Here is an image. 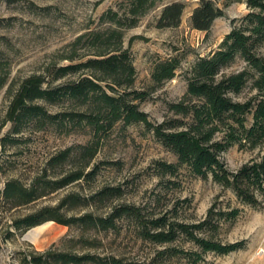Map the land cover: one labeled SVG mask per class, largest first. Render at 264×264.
Returning a JSON list of instances; mask_svg holds the SVG:
<instances>
[{"label":"trees","instance_id":"trees-1","mask_svg":"<svg viewBox=\"0 0 264 264\" xmlns=\"http://www.w3.org/2000/svg\"><path fill=\"white\" fill-rule=\"evenodd\" d=\"M159 1L120 0L117 8L109 7L101 13L99 27L79 33L68 43L69 52L62 56L66 63H53L43 72L30 74L18 83L2 122L12 124L11 133H20L26 127L52 128L65 133L88 128L91 139L86 144L67 146L52 154L42 172L28 184L18 178L5 179L0 188V202L8 208L26 205L93 174L95 168L85 171V167L95 156L101 137L117 122L123 125L140 122L177 158L175 162L155 161L157 175H174L184 165L196 176H210L241 203L251 206L261 203L264 198V56L258 48L264 42V0H230L244 1L247 11L232 19L230 30L216 49L192 63L186 72L185 91L178 100L168 103L172 116L152 122L136 101L145 99L149 91L130 89L136 70L129 49L122 45V37L124 28L136 25ZM218 1L199 0L189 16L191 26L207 30L223 13ZM183 8L184 3L180 1L165 3L157 26L178 25ZM4 39L0 35V47ZM0 53L4 54L2 49ZM238 58L243 65L226 72ZM8 63L6 56H0V88L7 80ZM178 64L176 57L158 60L151 72L154 86L172 78ZM67 76L72 78L60 80ZM248 84L254 92L239 99L237 96ZM56 105L64 108H50ZM233 144L258 148V155L230 170L220 154ZM69 160H77L80 165L67 172L56 170ZM48 169L53 172L48 173ZM118 195L117 188L103 187L85 200L102 201ZM227 207L215 201L203 218L186 221L175 214H155L134 204L114 205L101 216L88 212L65 216L55 207L44 206L14 219L12 225L24 231L54 220L107 232L116 229L118 220H130L138 239L158 247L147 262L125 261L113 254L48 251L22 257L24 264H158L167 260L198 264L206 252L227 254L244 246V240L223 242L216 237L221 224L233 221L239 213L237 206L228 204Z\"/></svg>","mask_w":264,"mask_h":264},{"label":"rangeland","instance_id":"rangeland-1","mask_svg":"<svg viewBox=\"0 0 264 264\" xmlns=\"http://www.w3.org/2000/svg\"><path fill=\"white\" fill-rule=\"evenodd\" d=\"M120 0H0V49L8 58L6 83L0 88V188L7 178H18L28 184L40 174L48 158L67 146L86 144L91 139L88 128L57 132L52 128L11 133L12 124L3 123L11 93L26 76L43 72L53 63H66L62 56L69 52L76 35L99 27L101 13L117 8ZM171 1L184 3L180 22L176 26H157L162 6ZM199 0H160L140 17L136 25L123 30L122 45L129 49L136 70L130 89L147 90L145 99L136 100L152 122L171 117L168 103L178 100L186 88V72L199 56L216 49L230 30L232 19L242 16L244 1L220 0L223 13L207 30L191 26L189 16ZM86 53L87 49H80ZM264 56V42L258 48ZM176 57L178 67L172 78L154 86L151 72L154 64L164 58ZM238 58L226 72L240 68ZM72 78L67 76L60 80ZM253 89L248 84L237 96L242 99ZM52 110L64 105L50 107ZM2 137L12 139L2 140ZM258 148L247 149L233 144L220 157L230 170L258 155ZM176 156L147 130L143 123L123 125L117 122L101 137L97 152L85 171L93 174L50 192L33 202L8 208L0 202V264H24L22 257L48 251L106 256L113 254L125 261L147 262L157 246L136 237L130 220H118L114 230L96 231L77 224L64 225L46 220L26 230H17L12 221L44 206L55 207L65 216L84 213L106 215L114 205L134 204L149 212L176 215L186 221L205 216L213 202L228 208L237 206L239 213L233 221L221 224L216 237L223 242L244 240V246L227 254L206 252L198 264H264V198L251 206L241 203L234 194L212 180L192 174L180 166L174 175L156 174L155 161L175 162ZM69 160L57 167L59 172L78 167ZM48 173L53 169H48ZM49 177H52L51 174ZM103 187H114L120 195L97 201L89 199ZM188 246V244H185ZM81 264H93L81 263ZM158 264H189L183 260H167Z\"/></svg>","mask_w":264,"mask_h":264}]
</instances>
